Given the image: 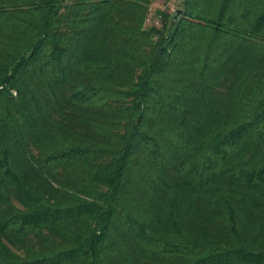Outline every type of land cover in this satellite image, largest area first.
<instances>
[{
    "label": "trees",
    "instance_id": "obj_1",
    "mask_svg": "<svg viewBox=\"0 0 264 264\" xmlns=\"http://www.w3.org/2000/svg\"><path fill=\"white\" fill-rule=\"evenodd\" d=\"M152 1L0 0V264H264V0Z\"/></svg>",
    "mask_w": 264,
    "mask_h": 264
},
{
    "label": "rangeland",
    "instance_id": "obj_2",
    "mask_svg": "<svg viewBox=\"0 0 264 264\" xmlns=\"http://www.w3.org/2000/svg\"><path fill=\"white\" fill-rule=\"evenodd\" d=\"M183 1L179 2L177 0H153L148 7L146 20L144 23L145 29H150L152 27L160 29L162 26L163 15H172L178 8H182ZM12 204L17 209H22L21 205L15 198H12ZM45 232L42 234L44 235ZM10 241H13L10 238ZM14 242V241H13ZM4 248L10 252L13 259H24L28 256L30 251H42L45 250L46 246L42 243L41 236H29L24 244L9 243L7 241L1 240Z\"/></svg>",
    "mask_w": 264,
    "mask_h": 264
},
{
    "label": "water",
    "instance_id": "obj_3",
    "mask_svg": "<svg viewBox=\"0 0 264 264\" xmlns=\"http://www.w3.org/2000/svg\"><path fill=\"white\" fill-rule=\"evenodd\" d=\"M183 11L181 9H177L173 14V20H176L180 15H182Z\"/></svg>",
    "mask_w": 264,
    "mask_h": 264
},
{
    "label": "built area",
    "instance_id": "obj_4",
    "mask_svg": "<svg viewBox=\"0 0 264 264\" xmlns=\"http://www.w3.org/2000/svg\"><path fill=\"white\" fill-rule=\"evenodd\" d=\"M177 1H179V2L181 1L182 2L183 0H177Z\"/></svg>",
    "mask_w": 264,
    "mask_h": 264
}]
</instances>
